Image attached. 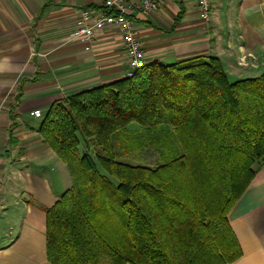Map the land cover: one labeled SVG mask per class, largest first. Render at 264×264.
<instances>
[{
    "label": "trees",
    "instance_id": "obj_1",
    "mask_svg": "<svg viewBox=\"0 0 264 264\" xmlns=\"http://www.w3.org/2000/svg\"><path fill=\"white\" fill-rule=\"evenodd\" d=\"M73 186L46 210L50 264H228L227 215L264 169V73L215 57L146 64L42 114ZM150 148V149H149ZM154 148L155 167L125 160Z\"/></svg>",
    "mask_w": 264,
    "mask_h": 264
},
{
    "label": "crops",
    "instance_id": "obj_2",
    "mask_svg": "<svg viewBox=\"0 0 264 264\" xmlns=\"http://www.w3.org/2000/svg\"><path fill=\"white\" fill-rule=\"evenodd\" d=\"M104 0H0V264H50L46 210L73 186L67 166L38 133L55 102L126 78L116 27L98 29L89 50L71 39L84 10ZM208 23L194 0H165L133 21L146 64L215 57L231 82L264 73V0H210ZM240 254L228 264H264V169L227 215Z\"/></svg>",
    "mask_w": 264,
    "mask_h": 264
},
{
    "label": "built area",
    "instance_id": "obj_3",
    "mask_svg": "<svg viewBox=\"0 0 264 264\" xmlns=\"http://www.w3.org/2000/svg\"><path fill=\"white\" fill-rule=\"evenodd\" d=\"M165 0H104L100 11L84 10L77 21V29L70 34L71 39H81L89 50L98 29L116 27L123 39L128 57L126 77L132 78L146 63L144 51L137 37L135 16H149L156 13ZM200 18L208 23L211 17L210 0H194ZM36 119L42 117L40 110L31 112Z\"/></svg>",
    "mask_w": 264,
    "mask_h": 264
},
{
    "label": "rangeland",
    "instance_id": "obj_4",
    "mask_svg": "<svg viewBox=\"0 0 264 264\" xmlns=\"http://www.w3.org/2000/svg\"><path fill=\"white\" fill-rule=\"evenodd\" d=\"M150 149V148H149ZM145 149L141 153L128 157L125 162H128L133 165H143L147 167H155L156 163L159 161L157 156L154 154V148L151 150Z\"/></svg>",
    "mask_w": 264,
    "mask_h": 264
}]
</instances>
